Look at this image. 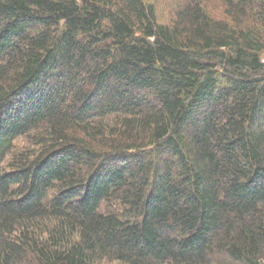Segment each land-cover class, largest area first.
Wrapping results in <instances>:
<instances>
[{
	"label": "trees",
	"instance_id": "1",
	"mask_svg": "<svg viewBox=\"0 0 264 264\" xmlns=\"http://www.w3.org/2000/svg\"><path fill=\"white\" fill-rule=\"evenodd\" d=\"M0 0V264H264V0Z\"/></svg>",
	"mask_w": 264,
	"mask_h": 264
},
{
	"label": "rangeland",
	"instance_id": "2",
	"mask_svg": "<svg viewBox=\"0 0 264 264\" xmlns=\"http://www.w3.org/2000/svg\"><path fill=\"white\" fill-rule=\"evenodd\" d=\"M187 0H172L171 2H169L168 7L165 6L166 8V14L165 16L167 17L169 15V12L167 13V11H171V8H173L175 5L179 3L181 4H185ZM203 6L206 8V11L214 18L216 19H220L223 17V10L224 7L222 6L221 2H219L218 0H204L203 1ZM107 264H115V263H108Z\"/></svg>",
	"mask_w": 264,
	"mask_h": 264
}]
</instances>
